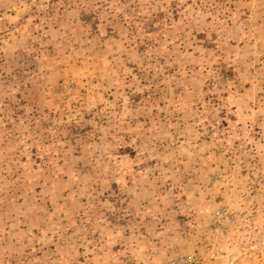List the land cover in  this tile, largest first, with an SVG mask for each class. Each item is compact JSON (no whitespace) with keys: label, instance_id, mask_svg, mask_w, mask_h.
<instances>
[{"label":"rangeland","instance_id":"rangeland-1","mask_svg":"<svg viewBox=\"0 0 264 264\" xmlns=\"http://www.w3.org/2000/svg\"><path fill=\"white\" fill-rule=\"evenodd\" d=\"M0 264H264V0H0Z\"/></svg>","mask_w":264,"mask_h":264}]
</instances>
